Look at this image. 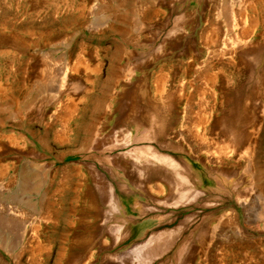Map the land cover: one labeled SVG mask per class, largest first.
<instances>
[{"label":"rangeland","instance_id":"1","mask_svg":"<svg viewBox=\"0 0 264 264\" xmlns=\"http://www.w3.org/2000/svg\"><path fill=\"white\" fill-rule=\"evenodd\" d=\"M0 264H264V0H0Z\"/></svg>","mask_w":264,"mask_h":264},{"label":"bare ground","instance_id":"2","mask_svg":"<svg viewBox=\"0 0 264 264\" xmlns=\"http://www.w3.org/2000/svg\"><path fill=\"white\" fill-rule=\"evenodd\" d=\"M161 86V85H160ZM163 87V86H162ZM162 91V90H161ZM172 102V101H171ZM226 119V118H225ZM227 126V125H226ZM148 130V129H147ZM135 136V135H134ZM149 138H151V135H149ZM154 139V138H153ZM135 141V140H134ZM161 141V140H160ZM127 143V142H126ZM148 148V147H147ZM150 151L152 150V149H149ZM133 151V150H132ZM153 151V150H152ZM151 151V152H152ZM147 152H148V150H147ZM157 154V153H156ZM155 155V154H154ZM157 156H159L160 157V154L159 155H157ZM156 156V157H157ZM153 157V156H152ZM164 157V156H163ZM162 156H161V158H163ZM167 157H169V156H167ZM150 158H151V156H150ZM166 158V157H165ZM169 159H170V157H169ZM171 160V159H170ZM169 160V161H170ZM149 161H151V160H149ZM167 161H168V159H167ZM168 161V162H169ZM175 162V160H171L170 161V163L171 162ZM148 162V161H147ZM156 162V161H155ZM159 162V161H158ZM161 162V161H160ZM116 163V162H115ZM118 163V162H117ZM163 163H164V161H163ZM176 163V162H175ZM144 164H146V161H144ZM172 164V163H171ZM176 164H178V163H176ZM120 165V164H119ZM164 165H165V163H164ZM151 166V165H150ZM149 166V167H150ZM178 166V165H177ZM119 167V166H118ZM181 167V166H180ZM183 167V170H184V165L182 166ZM120 168H122V167H120ZM164 168V167H163ZM174 168V167H173ZM186 169V168H185ZM141 170V169H140ZM169 170V169H168ZM168 170L166 169V170H161V169H158V168H155V167H151V169H150V176H149V178H151V179H154V178H156L157 176H159V175H161L162 174V176H164L167 172H168ZM172 171V170H171ZM181 172V171H180ZM179 173V172H178ZM182 173V172H181ZM142 174V173H141ZM172 174V173H171ZM167 175V174H166ZM170 176V175H169ZM182 176L183 175H181V176H179V178L181 179V182H183L184 183V181H182ZM178 177V176H177ZM161 180V179H160ZM164 180H166V179H164ZM152 181H154V180H152ZM180 182V181H179ZM181 185V184H180ZM122 186V185H121ZM124 189V188H123ZM185 193V192H184ZM186 194V193H185ZM191 194V193H190ZM178 199V198H177ZM182 199H185V198H182ZM114 212V211H113ZM110 216V215H109ZM75 260V259H74Z\"/></svg>","mask_w":264,"mask_h":264}]
</instances>
